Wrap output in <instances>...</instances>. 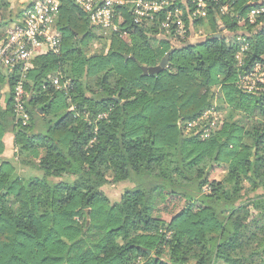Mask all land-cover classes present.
<instances>
[{
    "label": "trees",
    "instance_id": "16d2710c",
    "mask_svg": "<svg viewBox=\"0 0 264 264\" xmlns=\"http://www.w3.org/2000/svg\"><path fill=\"white\" fill-rule=\"evenodd\" d=\"M246 2L231 12L245 14ZM5 4L0 27L14 19ZM216 6L193 22L206 35L175 41L160 35L159 21L135 24L122 8L107 50L87 54L89 15L61 0L62 48L35 57L26 73L25 125L14 111L19 66L0 67V264H264V98L237 87L238 45L227 39L250 35L256 58L264 16L240 27ZM171 49L160 72H144ZM57 75L71 87H57ZM217 96L231 111L221 129L185 134L179 120ZM218 166L220 181L210 177ZM110 184L125 186L115 201Z\"/></svg>",
    "mask_w": 264,
    "mask_h": 264
},
{
    "label": "built area",
    "instance_id": "2783aa9c",
    "mask_svg": "<svg viewBox=\"0 0 264 264\" xmlns=\"http://www.w3.org/2000/svg\"><path fill=\"white\" fill-rule=\"evenodd\" d=\"M75 0L77 5L89 15L92 25L102 34L121 31L120 25L125 18L122 8H126L135 24L159 21L160 35L173 41L178 37L183 40H196L205 31L194 25L197 19L207 20L209 14L218 6L216 14L236 17L237 24H255L264 16V0H247L250 5L245 14L231 12L237 0ZM7 13L14 16L0 31V67L13 72L19 66L22 79L18 81L14 91V111L23 124H27L29 115L25 110L24 98L26 91L24 78L33 67L35 57L49 52L58 53L62 48L63 33L57 25L60 14L61 0H5ZM216 6V7H217ZM17 14V15H16ZM188 19L190 24L187 25ZM263 23L261 22V27ZM174 30V32H173ZM172 32L174 34H172ZM123 36L128 32H122ZM228 41L238 45L235 55L237 79L236 85L245 94L264 98V48L256 58L250 57L252 40L250 35L242 31L229 35ZM53 83L59 88L71 87L70 81L61 82L60 75L53 77ZM218 101L207 108L196 118L180 119L179 127L187 135H198L206 139L212 133L220 130L223 116L220 113ZM101 114L100 117H106ZM95 138L91 140L94 142Z\"/></svg>",
    "mask_w": 264,
    "mask_h": 264
},
{
    "label": "rangeland",
    "instance_id": "374dc122",
    "mask_svg": "<svg viewBox=\"0 0 264 264\" xmlns=\"http://www.w3.org/2000/svg\"><path fill=\"white\" fill-rule=\"evenodd\" d=\"M6 3V2H5ZM6 5V4H5ZM6 7V6H5ZM9 14V13H8ZM10 15V14H9ZM6 25L0 27V31L3 29V27H5ZM204 31H206L204 28H202ZM207 29V27H206ZM95 37L91 40L90 45L88 46V48L85 50L87 54H93V53H98V52H104L107 50L108 45H109V41L112 37V32L111 33H107V34H102L99 30L93 28ZM127 40H129V34L124 36ZM64 74V73H63ZM220 96V95H219ZM217 96L215 99V102L218 101V106L222 107L221 109H219L220 113L222 114L223 117L229 115V113L231 111H229L228 108L223 107L224 106V102L223 99H220V97ZM219 98V99H218ZM253 123V118L251 119L250 122H248V124L246 125V129H250L251 125ZM27 171V170H26ZM225 175V167H216L212 173H211V179L216 180V181H220L223 179ZM124 185H108L105 188V191L107 192V194L115 201L117 199H119L122 190L124 189ZM211 190V188L209 186H207L205 188V191L209 192ZM153 204H159V198L157 197V195H154L153 199ZM159 215L162 219H164L166 222H169L171 220L172 214L167 212V211H162L159 212ZM170 232H167V234H169Z\"/></svg>",
    "mask_w": 264,
    "mask_h": 264
},
{
    "label": "crops",
    "instance_id": "0c3cea01",
    "mask_svg": "<svg viewBox=\"0 0 264 264\" xmlns=\"http://www.w3.org/2000/svg\"><path fill=\"white\" fill-rule=\"evenodd\" d=\"M4 142H5V151L3 153V156L6 158L14 157L17 151L14 144V135L12 133H7L4 137Z\"/></svg>",
    "mask_w": 264,
    "mask_h": 264
},
{
    "label": "water",
    "instance_id": "95a60500",
    "mask_svg": "<svg viewBox=\"0 0 264 264\" xmlns=\"http://www.w3.org/2000/svg\"><path fill=\"white\" fill-rule=\"evenodd\" d=\"M224 29V28H223ZM173 52V50L171 49L166 55L165 57L162 59L161 63L157 66L154 67H148V66H142L143 70L145 73H156V72H160L167 64L168 62V58L170 56V54Z\"/></svg>",
    "mask_w": 264,
    "mask_h": 264
}]
</instances>
